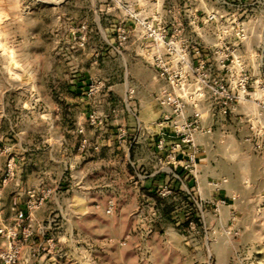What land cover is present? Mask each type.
<instances>
[{
    "label": "rangeland",
    "instance_id": "374dc122",
    "mask_svg": "<svg viewBox=\"0 0 264 264\" xmlns=\"http://www.w3.org/2000/svg\"><path fill=\"white\" fill-rule=\"evenodd\" d=\"M0 264H264V0H0Z\"/></svg>",
    "mask_w": 264,
    "mask_h": 264
},
{
    "label": "built area",
    "instance_id": "2783aa9c",
    "mask_svg": "<svg viewBox=\"0 0 264 264\" xmlns=\"http://www.w3.org/2000/svg\"><path fill=\"white\" fill-rule=\"evenodd\" d=\"M160 105H162L163 107L165 106V107H168L169 109H171L172 114L174 116H181V114H182L183 105L180 103V101L178 99H176L170 95H166L165 97L161 98L160 99ZM164 118H167V117H165V116L162 117V119H164ZM185 128H186V124L180 125L179 128H176L172 131L173 136L177 137V138L182 137V135L184 134ZM162 132H163V130H162ZM208 132L209 131H205L203 133H208ZM187 141L188 140L185 138H182V139L180 138V143H176V144L172 143V144L174 145V147L179 148L177 152H181V155H182V154H184L183 150L181 151L182 145L184 142H187ZM166 145L167 144H165V146ZM165 146H162V143L159 142L157 145V148L162 149L163 147L165 148ZM187 157L188 158L185 159V164H187V166H189V167H194V165H195L194 157L191 155H188ZM178 165L182 166V165H180V163ZM180 170L181 169H179V171ZM179 171H177L176 173L179 174L180 173ZM177 179L179 180V178H177Z\"/></svg>",
    "mask_w": 264,
    "mask_h": 264
},
{
    "label": "crops",
    "instance_id": "0c3cea01",
    "mask_svg": "<svg viewBox=\"0 0 264 264\" xmlns=\"http://www.w3.org/2000/svg\"><path fill=\"white\" fill-rule=\"evenodd\" d=\"M159 115H160V112L157 113V114H155V117H156L155 119H157L159 117ZM154 120H151V121L154 122ZM153 122H151L152 125H153L151 131H153L154 133H157L159 128H155V126H154L155 123L153 124ZM200 135H201L200 137L203 138V135L202 134H200ZM200 144H201V146H202L203 149H204V147H206V145H204V141L203 140H201V143ZM201 160H203V161L201 162ZM201 160L199 159L200 164H199V167H198V170H199L198 172H201V169H202V167L205 166V163L206 164L209 163V159H207V160L201 159ZM203 162H204V164H203ZM211 178H212L211 175H207L205 173L204 174H200V176H199V182L203 183L202 186H205L206 181H208L209 179L212 180Z\"/></svg>",
    "mask_w": 264,
    "mask_h": 264
}]
</instances>
